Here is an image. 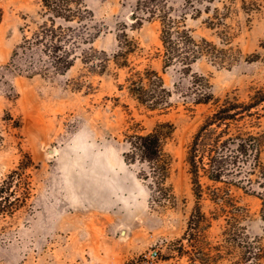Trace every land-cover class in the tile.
Wrapping results in <instances>:
<instances>
[{"label": "rangeland", "instance_id": "rangeland-1", "mask_svg": "<svg viewBox=\"0 0 264 264\" xmlns=\"http://www.w3.org/2000/svg\"><path fill=\"white\" fill-rule=\"evenodd\" d=\"M138 1L85 0L94 13L91 28L101 33L82 42L74 65L57 73L31 72L21 50L14 54L36 28L42 0H0V187L6 208L14 207L0 213V264H146L143 255L153 249L160 255L155 264H230L226 215L202 220V234L184 238L198 203L187 153L214 108L194 98L202 76L221 100L248 101L264 86V0H215L197 19L184 0H170L189 13L198 40L217 46L215 58L203 56L190 71L164 67L160 21L133 25ZM210 18L219 24L211 27ZM123 31L138 45L125 67L116 60ZM131 67L163 75L172 91L166 111L148 109L131 94ZM257 109L261 116L247 128L264 132V102ZM162 120L175 125L165 145L172 156V196L157 201L124 152L128 134L148 132ZM202 182L200 205L211 216L212 197L227 187L206 176ZM229 188L234 203L250 209L249 231L261 233L263 189L257 182L252 190ZM234 222L241 233L244 220L237 216ZM240 257L236 247L232 258Z\"/></svg>", "mask_w": 264, "mask_h": 264}, {"label": "trees", "instance_id": "trees-1", "mask_svg": "<svg viewBox=\"0 0 264 264\" xmlns=\"http://www.w3.org/2000/svg\"><path fill=\"white\" fill-rule=\"evenodd\" d=\"M214 1L184 0L186 10H191L192 17L196 19L204 11L209 12L210 4ZM38 14L40 19L35 21L36 28L30 36H24L20 49L14 52L15 56H19L21 50V54L29 59L27 68L31 72L37 68L57 73L66 72L74 65L80 44L92 42L101 33L99 29L91 28L94 13L85 0H42ZM188 15L185 10L178 11L173 7L170 0H139L137 3L133 13L134 26L142 25L146 19H157L161 23L163 47L160 53L164 67L179 64L182 70L190 71L192 65L203 56H217L215 43L205 37L198 40L194 36L187 23ZM2 16L3 10L0 7V22ZM74 22L77 24L69 25ZM218 24L219 21L214 18L209 19L211 27ZM122 33L124 49L116 54V60L118 65L125 67L130 66L129 54L138 45L126 31ZM127 80L131 94L148 109L166 111L171 105L172 91L156 69L131 67ZM201 80L194 100L196 103H211L214 108L206 115L187 153L198 203L191 212L184 238L190 241L200 236L203 232L200 227L202 220L211 222L210 218L218 219L224 214L228 217L223 235L229 244L227 253L231 256L230 264H264V197L260 212L262 232L253 234L249 231V220L252 218L250 209L236 205L229 192L231 186L252 190L255 182L264 191V161L261 158L264 132H254L247 128L253 122L252 119L261 116L257 108L264 102V86L257 88L248 101L239 102L228 98L221 100L214 94L204 76ZM242 125L244 129L241 128ZM232 127L239 128L238 132H232ZM174 129V123L162 120L148 132L127 135L128 148L124 152V158L128 163L140 167V174L149 181L153 200L161 201L160 197L172 196V189L167 184L172 169V156L165 145ZM29 166L28 164L24 168ZM202 176L227 187L226 194L212 197L216 207L211 211V216L200 205L204 193ZM261 194L264 196V192ZM5 198V191L0 187V213H12L14 207L6 208ZM237 216L244 220L241 233H237L234 222ZM236 247L241 250L239 260L232 258ZM183 252L191 253L184 249ZM219 256L223 257L221 253L216 255Z\"/></svg>", "mask_w": 264, "mask_h": 264}, {"label": "built area", "instance_id": "built-area-1", "mask_svg": "<svg viewBox=\"0 0 264 264\" xmlns=\"http://www.w3.org/2000/svg\"><path fill=\"white\" fill-rule=\"evenodd\" d=\"M159 256V251L157 249H153L143 255L146 264H155Z\"/></svg>", "mask_w": 264, "mask_h": 264}]
</instances>
